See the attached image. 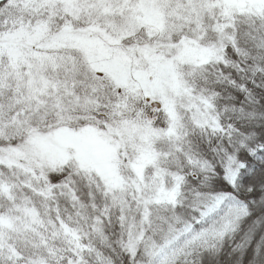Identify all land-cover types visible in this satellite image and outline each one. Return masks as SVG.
<instances>
[{"label":"snow or ice","instance_id":"snow-or-ice-1","mask_svg":"<svg viewBox=\"0 0 264 264\" xmlns=\"http://www.w3.org/2000/svg\"><path fill=\"white\" fill-rule=\"evenodd\" d=\"M0 264H264V0H0Z\"/></svg>","mask_w":264,"mask_h":264}]
</instances>
